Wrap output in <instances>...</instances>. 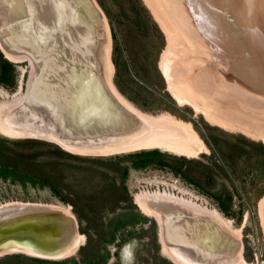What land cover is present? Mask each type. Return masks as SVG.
Returning <instances> with one entry per match:
<instances>
[{
  "label": "rangeland",
  "instance_id": "1",
  "mask_svg": "<svg viewBox=\"0 0 264 264\" xmlns=\"http://www.w3.org/2000/svg\"><path fill=\"white\" fill-rule=\"evenodd\" d=\"M153 1L178 31L187 34L186 38H181L187 45L176 47L177 52L173 51L169 35L147 0H97L111 31L113 81L120 92L143 112L153 115L170 113L190 121L210 151L197 158L160 148L111 155L78 154L81 158H71L61 155L55 148L59 146L57 143L38 136H8L0 128L1 151L9 154V148H14L27 154L32 167L27 176L36 178L37 182L22 184L18 180L13 181L11 175L5 179L0 174V206L11 201L63 204L77 216L79 232L86 238L75 255L63 260L39 261L25 254L9 258L15 254H8L0 257V264H176L162 252L159 221L145 214L135 202L138 193L174 195L199 207L220 212L233 221L234 228L241 230L246 260L264 264V224L260 212L264 199V141L241 129L213 124L192 106L179 104L168 89L169 83L160 69L161 61L169 56L176 65L178 81L193 79L200 89L204 86L210 96L217 93L215 82H210L214 77L217 79L216 70L219 69L226 72L217 79L219 83H225L220 90L226 97L234 94V99L238 101L237 93H233L235 83L230 71L236 69L244 78L249 73L250 78L264 83V0L240 2L243 9L234 14L242 20L243 27L237 29L234 25V30L239 33L244 30V36H232L235 32L228 24L231 13L226 11L224 0L221 5L220 2L212 5L214 0ZM237 2L231 1L230 5ZM184 10L198 27L207 25L208 18L213 21L210 23L214 25L219 41L215 46L217 60H221L218 68L209 63L213 44L205 45L193 37L187 22L189 17L182 12ZM236 10L237 7L233 9L234 12ZM85 17L88 18L87 13ZM65 25V22L62 23L58 32L48 35L49 43L46 47L43 45L45 50L61 46L62 52L63 47H69L70 44L63 38ZM88 45L94 50L93 40ZM186 48L193 50L190 57L184 51ZM90 49L87 55L92 56ZM5 58V53L0 50V78L4 69L11 81L10 86L0 81V102L27 93L33 72L31 58L17 59V63L9 60L11 65L5 62ZM189 61L194 69L192 72H195L193 74L188 72ZM237 79L242 84L241 79H244L237 77L235 81ZM244 85L247 87L246 83ZM239 95L243 99L248 98L247 103H255L249 96V90ZM226 102L236 106L233 102ZM155 150L160 155L153 157L154 163L143 167H135L133 158L128 157L132 153ZM22 166H27L26 162ZM174 167L188 180L177 175ZM46 181L57 186L60 196L68 201H62L48 185H42Z\"/></svg>",
  "mask_w": 264,
  "mask_h": 264
},
{
  "label": "bare ground",
  "instance_id": "2",
  "mask_svg": "<svg viewBox=\"0 0 264 264\" xmlns=\"http://www.w3.org/2000/svg\"><path fill=\"white\" fill-rule=\"evenodd\" d=\"M147 1L169 35L173 51L177 52L176 47L180 45L185 47L187 44L181 38H186L187 34L178 31L175 28L177 26H173L164 17L163 11L153 0ZM224 1L226 11L231 13L229 28L232 25L231 29L235 32L234 25L240 29L243 22L234 13L243 9L240 2L245 0H238L231 5L230 2L234 0ZM219 2L221 5L223 0H214L211 4L218 5ZM238 5L241 7L238 8ZM235 7L238 10L234 12ZM182 12L189 17L187 22L193 37L205 45L213 44V52L208 49L212 53L209 63L218 68L221 60H217L215 46L219 41L214 25L210 23L213 21L208 18L207 25L201 28L187 11ZM0 15L8 25L0 27V47L6 57L14 61L29 57L34 62L28 84L31 86L30 92L0 102V128L4 134L42 138L46 135L47 139H52L57 132L56 136L74 142L75 147H68L75 152L87 151L79 145V140L96 143L94 150H91L96 155L160 148L177 155L197 158L210 151L190 121L181 120L170 113L153 115L143 112L117 88L113 81L110 26L97 0H0ZM64 22L63 38L74 50L67 46L63 47L62 52L61 46L45 50L50 34L58 32ZM13 23H17L14 25L17 28L9 27ZM1 29H6L8 36H4ZM240 31L242 33L235 32L232 36H244V30ZM189 37L191 38L190 35ZM92 40L95 43L94 50L88 45ZM189 48L184 50L188 57L193 52ZM88 49L92 56L87 55ZM48 54L50 57H47ZM175 66L167 56L161 61L160 69L169 83L168 89L179 104L192 106L213 124L233 130L241 129L264 141V127H261L264 126V91L261 92V89L264 90L263 82L250 78L249 73L244 78L236 69L230 71L235 83L234 88L231 86L233 93L239 96L236 101L234 94L226 97L220 90L225 83L220 82L223 84L221 85L217 79L226 72L216 70L217 79L214 77L210 83L215 82L213 84L218 89L215 90L217 93L210 96L207 89L204 86H201L204 91L200 89L193 79L178 81ZM95 67L101 70V79L95 74ZM187 67L188 72L194 70L191 63H187ZM222 67L223 65L220 66ZM237 77L244 79H241L242 84L239 79L235 81ZM245 90H249V96L255 103H247L248 98L243 99L239 95L245 93ZM210 91L212 89L208 92ZM219 91L222 93H218ZM113 96L124 112L121 109L120 113L117 112ZM224 100L233 102L236 106ZM99 135L103 136L102 140L97 137ZM135 202L145 214L159 221L162 252L174 263L254 264L246 260L242 253L241 230L234 228L233 221L223 217L220 212L199 207L185 198L161 193H138ZM260 212L264 224V199ZM74 215L71 208L63 204L21 201L3 204L0 206V253L6 252L5 247L13 246L23 250L60 252L76 243H83L86 238L84 234L77 232Z\"/></svg>",
  "mask_w": 264,
  "mask_h": 264
},
{
  "label": "trees",
  "instance_id": "3",
  "mask_svg": "<svg viewBox=\"0 0 264 264\" xmlns=\"http://www.w3.org/2000/svg\"><path fill=\"white\" fill-rule=\"evenodd\" d=\"M4 60L9 65L12 64L8 59L5 58ZM7 76L8 75L6 74V71L3 69V73H2V76L0 78V81L5 85L10 86L11 81H10V79L7 78ZM0 144H1L0 145V151H1V149H3V145H2V143H0ZM55 148L58 149V151L61 153V155L63 157H71V158H73V157L79 158L80 157L81 158V155L68 152L59 146H56ZM9 151H10L9 154L3 153L2 151L1 152L3 154L0 153L1 154L0 155V174L3 176V178L7 179V177L9 175H11L13 178V181L18 180L22 184H27V182H31V184H36L37 183L36 178L27 176V174L31 171V168H32L31 163L29 162L30 160L26 157L27 154L21 153L20 149H17V151H15L14 148H11V149L9 148ZM156 155H160V153L155 150V151H141L138 153H132V154L128 155V157L133 158L132 162H133V165L135 167H143V166H146L150 163H154L153 157ZM134 157H135V159H134ZM24 162H26L27 166H22ZM155 163H157V161H155ZM173 171L177 175L183 176V178L188 180V177L183 175L182 173H180L178 171V169H176L175 167H174ZM23 175H26V177H23ZM42 185H48L51 188V190H53V192L57 196H59V198L62 201H64V202L68 201L66 197L60 196V193L57 190V186H55L53 183L46 181V182H43ZM73 205H74V203H73ZM74 208H75V210H77V207H74ZM76 212H78V210ZM17 256H20V254L10 255L9 258L17 257ZM26 256H28V255H26ZM28 257H30V256H28ZM30 258H33V259H36L39 261H51V260L40 259V258H35V257H30Z\"/></svg>",
  "mask_w": 264,
  "mask_h": 264
},
{
  "label": "water",
  "instance_id": "4",
  "mask_svg": "<svg viewBox=\"0 0 264 264\" xmlns=\"http://www.w3.org/2000/svg\"><path fill=\"white\" fill-rule=\"evenodd\" d=\"M20 17H22V16H20ZM7 20V19H6ZM15 20H17V19H15ZM7 25V23L3 20V17L0 15V27H2L3 28V26L4 25ZM15 24H17V23H13V24H9V27H15L14 25ZM8 26V25H7ZM15 28H17V26L15 27ZM1 30H3L4 31V29H1ZM5 31H6V29H5ZM4 31V36H5V34H6V32L8 33V31H6L5 32ZM7 35V34H6ZM3 36V35H2ZM8 36V35H7ZM2 52H3V54L5 53L2 49H0ZM5 57H6V55H5ZM7 58V57H6ZM8 59V58H7ZM8 60H10V61H12V62H16V61H14V60H11V59H8ZM17 63V62H16ZM95 69H96V72H95V74L97 75V77L99 78V79H101L100 78V75H101V70H99L97 67H95ZM98 79V80H99ZM99 84H100V81H99ZM101 85V84H100ZM99 85V86H100ZM30 90H31V86L29 87V89H28V91H27V94L30 92ZM113 98H114V102H116V103H114L116 106H115V108H116V110H117V112L118 113H120L121 111H120V109L123 111V109H122V106L120 105V103L117 101V99L113 96ZM121 107V108H120ZM115 108H114V110H115ZM124 112V111H123ZM53 132H55V131H53ZM59 133V132H58ZM56 134H57V132H56ZM56 134L54 135V136H52L53 138H56V140L57 139H59L58 141H55V139H47L48 137H46V135H45V137H43L44 139H42V140H46V141H51V142H54V143H57L61 148H63L64 150H66V151H68V152H71V153H74V154H82V155H96L95 153H93V151H91V150H94V146L95 145H97L96 143H93L92 144V141H90V142H86V141H84V140H79V142H81V143H79V145L81 146V147H84V148H86L87 149V151H82L81 153L80 152H75V151H73L71 148H69L68 147V145H70V146H73V147H75V145H74V142H72V140H66V139H63L62 138V136H56ZM107 136H109V133L107 132ZM106 136V137H107ZM97 137H100V139L101 138H103V136H101V135H99V136H97ZM97 139V138H96ZM88 140H90V139H88ZM102 140V139H101ZM101 140H100V142H101ZM156 220H157V218H156ZM74 223H76L75 225L77 226V232H79V231H81L80 230V224H79V220H78V218H77V216L76 215H74ZM40 224V226L42 227V224L41 223H39ZM160 234V233H159ZM1 241V240H0ZM84 243H76V244H74L73 246H71L70 248H68V249H66V250H63V251H58V250H53V251H51V252H44V251H42V252H39V251H35V250H30V249H25V250H23V249H19V248H17V247H15V246H13V247H5L4 248V250H6V252H2V253H0V254H2V255H0V257L1 256H5V255H8V254H25V255H28V256H31V257H35V258H40V259H47V260H63V259H66V258H69V257H71V256H73V255H75L79 250H80V248H81V246L83 245ZM7 248H11V249H8L7 250ZM244 249V248H243ZM244 251H242V253H243Z\"/></svg>",
  "mask_w": 264,
  "mask_h": 264
},
{
  "label": "flooded vegetation",
  "instance_id": "5",
  "mask_svg": "<svg viewBox=\"0 0 264 264\" xmlns=\"http://www.w3.org/2000/svg\"><path fill=\"white\" fill-rule=\"evenodd\" d=\"M135 263V261H133Z\"/></svg>",
  "mask_w": 264,
  "mask_h": 264
}]
</instances>
